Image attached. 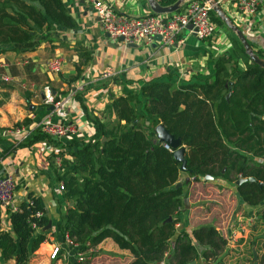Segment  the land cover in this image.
<instances>
[{
    "label": "trees",
    "instance_id": "1",
    "mask_svg": "<svg viewBox=\"0 0 264 264\" xmlns=\"http://www.w3.org/2000/svg\"><path fill=\"white\" fill-rule=\"evenodd\" d=\"M175 1L158 0L161 5ZM55 24L76 25L63 0H0V51L14 49L37 29ZM234 42L232 53L215 58L210 76L179 86L148 80L137 93L111 95L102 116H91L79 97L93 132L86 139L70 138L51 158L66 201L54 235L74 254H94L90 248L110 237L132 253L126 264H188L198 257L209 264L222 262L227 239L214 224L176 231L191 179L164 189L180 180L182 170L173 147L169 144V150L156 136L160 122L185 145L186 167L194 180L209 175L236 182L253 176L254 181L243 180L236 189L247 204L263 203L257 219L264 222V67L249 58L235 34ZM253 50L264 57L261 49ZM79 73L77 65L72 79ZM139 103L142 113L135 107ZM28 122L26 117L15 125ZM42 138L54 140L36 128L18 145ZM7 220L9 227L0 228V258L27 264L49 239L50 229H43L49 221L45 208L29 193L16 209H7ZM257 249L258 264H264V241ZM87 262L75 258V264Z\"/></svg>",
    "mask_w": 264,
    "mask_h": 264
},
{
    "label": "crops",
    "instance_id": "2",
    "mask_svg": "<svg viewBox=\"0 0 264 264\" xmlns=\"http://www.w3.org/2000/svg\"><path fill=\"white\" fill-rule=\"evenodd\" d=\"M101 1L129 16L154 13L149 0ZM63 2L75 19L74 27L55 24L51 29H37L28 41L15 44L14 49L0 51V73L12 78L6 81L0 77V174L8 172L14 177L15 204L33 193L51 221L49 239L40 244L27 264H75L77 255L73 249L56 237L59 209L66 201L51 161L52 154L64 149L62 144L70 138H42L18 145L17 135L11 132L12 126L27 117L26 125L36 129L39 122L50 115L52 121L74 122L78 133L73 137L86 139L92 134L94 125L82 108L80 96L91 116H102L111 95L137 93L148 80L169 81L173 86L198 81L213 73L215 58L232 53L236 47L235 32L215 11L210 12L214 32L209 38H197L185 29L171 44L162 43L156 37L149 43L139 39L124 42L104 32L95 10L85 0ZM234 2L218 1L251 47L264 51V3L253 13H245ZM55 53H60L64 59L59 73H51L46 65V60ZM77 65L79 76L72 79ZM104 71H110L111 75L102 76ZM44 86L51 89L59 102L57 105L43 101ZM135 107L142 113L141 103ZM187 174L181 171L180 180ZM187 190L189 207L180 214L176 231H191L201 224H214L227 239L219 264H251L252 249L256 250L264 241V222L257 219L263 203L247 204L238 194L236 183L222 178L191 180ZM8 227L7 210L0 204V228ZM56 245L59 251L51 257ZM91 250L95 253L80 255L82 260H88L87 264H126L132 259L130 250L120 248L110 237ZM256 252L259 256L260 249ZM0 262L12 264L11 260L2 262L1 258Z\"/></svg>",
    "mask_w": 264,
    "mask_h": 264
},
{
    "label": "built area",
    "instance_id": "3",
    "mask_svg": "<svg viewBox=\"0 0 264 264\" xmlns=\"http://www.w3.org/2000/svg\"><path fill=\"white\" fill-rule=\"evenodd\" d=\"M95 10L99 22L104 32L112 38L122 37L124 42H131L134 39L142 40L149 43L156 35L160 36L162 43L171 44L178 39V34L183 30L195 34L197 38L206 39L213 35L214 26L210 16L211 4L208 0H186L181 9L166 14L146 13L139 16H129L117 12L111 4H105L101 0H85ZM217 2L219 0H216ZM235 6L245 13H253L264 3V0H235ZM179 41L180 38H179ZM63 56L55 53L46 60L47 69L51 73H59L63 66ZM110 71H104L102 76H110ZM3 80L10 81L12 78L6 73H0ZM45 103L57 105L59 102L55 99L54 94L48 86H44ZM39 127L43 132L55 138L69 137L77 135L78 127L72 121H52L50 115H47L39 122ZM34 129V128H33ZM33 129L25 123L14 125L11 132L17 135L18 141L26 140L30 137ZM164 146L171 150L168 143ZM58 152L55 151V153ZM54 161L59 164L61 158L59 155L54 156ZM194 180V176H190ZM16 181L12 174L4 172L0 174V204L7 209H16L14 203ZM41 212L37 211L36 215ZM66 241H72L66 237ZM76 245V243H73ZM92 247L90 248V250ZM59 251L56 245L51 250L50 256L54 257ZM81 259V252L76 254Z\"/></svg>",
    "mask_w": 264,
    "mask_h": 264
},
{
    "label": "water",
    "instance_id": "4",
    "mask_svg": "<svg viewBox=\"0 0 264 264\" xmlns=\"http://www.w3.org/2000/svg\"><path fill=\"white\" fill-rule=\"evenodd\" d=\"M209 3L211 4L212 10L215 11L224 21L225 23L235 32V34L237 35V37L239 38V40L241 41V43L244 46L245 52L248 54L249 58L259 64L260 66L264 67V57L259 56L251 47L250 43L248 42L246 36L244 35V33L242 32V30L234 23L232 22V20L225 14V12L223 11L222 7L220 6V4L216 1V0H208ZM186 2V0H176L175 2L169 4V5H161L158 0H149L150 3V7L153 10L154 13L156 14H161V13H169V12H173L176 11L177 9H179L184 3ZM157 39H160L159 35L155 36ZM120 39L123 40V38L120 36ZM229 95V92L226 94V96ZM155 132H156V136L158 138V140L168 143L171 145V147H173V156L175 157V159L177 161L180 162V169L182 171H186L188 173H190V170L187 169L186 167V158L184 156L185 151H186V147L184 144H181V140L179 137H175L172 133H170L168 131V129L160 122L155 126ZM104 138V137H103ZM102 138V139H103ZM211 179L212 176L206 175L205 179ZM190 180V176L189 174H187L184 178V182H188ZM243 180H250V181H254L255 178L253 176H249L247 178L244 177H240L236 180V184L240 183ZM183 183V180H178L175 184H172L170 186L165 187L164 189H173L175 187L181 186ZM259 184H262V181H258ZM184 201V208H188L189 207V199L187 196H185L183 198ZM171 216H168L166 218V220H170ZM51 226V221L49 220L47 222V224L45 226H43V229H48ZM219 233H221V230H218ZM253 252V264H256V260H257V252L256 250L253 248L252 249ZM163 261H158V264H161ZM196 263H201V264H209L207 261L202 260L201 257H198L197 259H193L190 262H188V264H196ZM4 264V263H3Z\"/></svg>",
    "mask_w": 264,
    "mask_h": 264
},
{
    "label": "rangeland",
    "instance_id": "5",
    "mask_svg": "<svg viewBox=\"0 0 264 264\" xmlns=\"http://www.w3.org/2000/svg\"><path fill=\"white\" fill-rule=\"evenodd\" d=\"M181 180H183V179H181ZM256 264H258V260L256 261Z\"/></svg>",
    "mask_w": 264,
    "mask_h": 264
}]
</instances>
